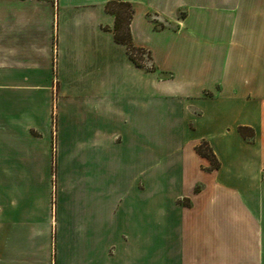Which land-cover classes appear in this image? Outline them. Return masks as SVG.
Masks as SVG:
<instances>
[{
	"label": "crops",
	"instance_id": "obj_1",
	"mask_svg": "<svg viewBox=\"0 0 264 264\" xmlns=\"http://www.w3.org/2000/svg\"><path fill=\"white\" fill-rule=\"evenodd\" d=\"M109 1L0 0V264H264V0Z\"/></svg>",
	"mask_w": 264,
	"mask_h": 264
},
{
	"label": "rangeland",
	"instance_id": "obj_2",
	"mask_svg": "<svg viewBox=\"0 0 264 264\" xmlns=\"http://www.w3.org/2000/svg\"><path fill=\"white\" fill-rule=\"evenodd\" d=\"M154 25V23H153ZM157 28L163 27V24H159L156 23ZM140 59H141V64L143 66V68H148L150 65V61L148 59L147 54L144 52L142 54L137 55ZM191 148L187 147L185 150L189 151ZM108 155L107 158L109 159L108 161L110 163H112L111 158L114 155V151L111 150V148L108 149L107 151ZM197 153V152H196ZM199 155V154H198ZM200 156V155H199ZM201 157V156H200ZM204 158V157H203ZM123 165H121L120 167L124 169V171H121V169L118 172H103V171H98V172H93V174L91 173V176L94 179L97 180H109V181H116V180H120V179H128L130 178L132 175L130 174V176L128 175V159H123ZM114 167V166H113ZM115 167H117V165H115ZM117 169V168H116ZM115 169V171H116ZM90 174L89 172L85 171V163H84V156L83 155H79L76 157L72 158V165H71V173L69 174V178H63V174L61 171H59L58 173V182L61 183L60 186L58 188V201H59V211L62 212V207H63V202L61 201V199H63V196L65 193L68 192L69 195V190H70V197L73 199H81L80 201H82V196H83V188L82 185H84V181L89 180L90 178ZM69 183L71 182V187L65 188V185L68 184H64V183ZM127 189H124V191L126 192ZM32 194L36 195L38 198L42 195V190L40 188H35V189H31ZM82 206V203H81Z\"/></svg>",
	"mask_w": 264,
	"mask_h": 264
},
{
	"label": "trees",
	"instance_id": "obj_3",
	"mask_svg": "<svg viewBox=\"0 0 264 264\" xmlns=\"http://www.w3.org/2000/svg\"><path fill=\"white\" fill-rule=\"evenodd\" d=\"M106 10L110 14L115 17V24L113 28L114 39L117 43L123 44L126 48L129 59L133 62L136 67L143 68L141 64V59L137 56L142 53H146L148 59L150 60V54L146 52L145 49L139 48L133 45L131 32H130V24L134 15V7L133 5L126 0H110L106 5ZM154 23V29L160 30L163 27L157 28L156 22ZM150 71H154L155 68L152 66L151 68H147ZM243 131V129H239ZM195 151L201 157L209 160L212 168H217L218 164L212 154L211 149L208 147L206 143H200Z\"/></svg>",
	"mask_w": 264,
	"mask_h": 264
},
{
	"label": "built area",
	"instance_id": "obj_4",
	"mask_svg": "<svg viewBox=\"0 0 264 264\" xmlns=\"http://www.w3.org/2000/svg\"><path fill=\"white\" fill-rule=\"evenodd\" d=\"M45 1H52V2H54V3H55V1H56V0H45Z\"/></svg>",
	"mask_w": 264,
	"mask_h": 264
}]
</instances>
